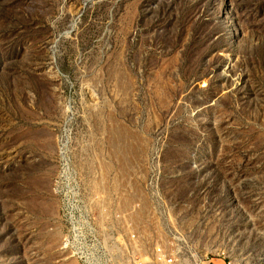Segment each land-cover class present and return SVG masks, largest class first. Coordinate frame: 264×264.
Wrapping results in <instances>:
<instances>
[{
    "label": "rangeland",
    "instance_id": "374dc122",
    "mask_svg": "<svg viewBox=\"0 0 264 264\" xmlns=\"http://www.w3.org/2000/svg\"><path fill=\"white\" fill-rule=\"evenodd\" d=\"M136 164L264 264V0H0V264H76L56 178Z\"/></svg>",
    "mask_w": 264,
    "mask_h": 264
},
{
    "label": "built area",
    "instance_id": "2783aa9c",
    "mask_svg": "<svg viewBox=\"0 0 264 264\" xmlns=\"http://www.w3.org/2000/svg\"><path fill=\"white\" fill-rule=\"evenodd\" d=\"M137 166L85 180L56 178L61 251L76 264H213L220 259L219 206L208 216L199 201L203 192L184 200L167 197L162 176L143 174Z\"/></svg>",
    "mask_w": 264,
    "mask_h": 264
},
{
    "label": "crops",
    "instance_id": "0c3cea01",
    "mask_svg": "<svg viewBox=\"0 0 264 264\" xmlns=\"http://www.w3.org/2000/svg\"><path fill=\"white\" fill-rule=\"evenodd\" d=\"M213 264H225V260L220 258V259L215 260Z\"/></svg>",
    "mask_w": 264,
    "mask_h": 264
}]
</instances>
